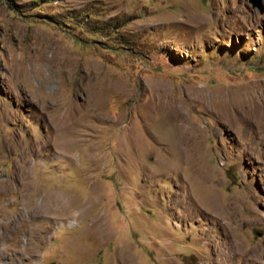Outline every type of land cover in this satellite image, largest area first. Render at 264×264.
<instances>
[{
    "label": "rangeland",
    "instance_id": "1",
    "mask_svg": "<svg viewBox=\"0 0 264 264\" xmlns=\"http://www.w3.org/2000/svg\"><path fill=\"white\" fill-rule=\"evenodd\" d=\"M0 264H264V13L0 0Z\"/></svg>",
    "mask_w": 264,
    "mask_h": 264
},
{
    "label": "water",
    "instance_id": "2",
    "mask_svg": "<svg viewBox=\"0 0 264 264\" xmlns=\"http://www.w3.org/2000/svg\"><path fill=\"white\" fill-rule=\"evenodd\" d=\"M255 8H258L260 12L264 13V3L263 0H250Z\"/></svg>",
    "mask_w": 264,
    "mask_h": 264
},
{
    "label": "bare ground",
    "instance_id": "3",
    "mask_svg": "<svg viewBox=\"0 0 264 264\" xmlns=\"http://www.w3.org/2000/svg\"><path fill=\"white\" fill-rule=\"evenodd\" d=\"M180 128H181V127H180ZM177 132H178V131H177ZM183 132H184V131H183ZM183 132H182V133H183ZM184 139H185V138H184ZM28 200H29V199H28ZM29 201H30V200H29ZM29 201L26 202V203H29ZM54 201H56L55 205H56V207H57V209H58L57 211H58V212H61V211H62V209H61V202H62L61 199H58V200L56 199V200H54ZM49 202H50V201H49ZM30 203L32 204V203H34V202L31 200ZM29 205H30V204H29ZM50 205H51V203H50ZM54 207H55V206H54ZM51 208H52V207H51ZM52 209H53V208H52Z\"/></svg>",
    "mask_w": 264,
    "mask_h": 264
}]
</instances>
